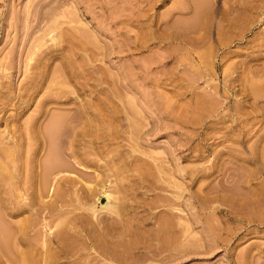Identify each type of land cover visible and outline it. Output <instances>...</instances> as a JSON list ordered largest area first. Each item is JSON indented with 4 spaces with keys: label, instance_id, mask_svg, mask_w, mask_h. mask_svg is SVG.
Returning a JSON list of instances; mask_svg holds the SVG:
<instances>
[{
    "label": "rangeland",
    "instance_id": "obj_1",
    "mask_svg": "<svg viewBox=\"0 0 264 264\" xmlns=\"http://www.w3.org/2000/svg\"><path fill=\"white\" fill-rule=\"evenodd\" d=\"M88 102L119 112L94 167L65 150ZM0 115V264H264V0H0ZM120 194L137 235L103 232ZM176 211L183 259L149 232Z\"/></svg>",
    "mask_w": 264,
    "mask_h": 264
},
{
    "label": "bare ground",
    "instance_id": "obj_2",
    "mask_svg": "<svg viewBox=\"0 0 264 264\" xmlns=\"http://www.w3.org/2000/svg\"><path fill=\"white\" fill-rule=\"evenodd\" d=\"M134 16V15H133ZM72 28V27H71ZM75 30V29H74ZM76 31H78V30H76ZM78 47V46H77ZM71 48V47H70ZM72 56V55H71ZM63 97V96H62ZM111 104V103H110ZM171 104V103H170ZM52 105V104H51ZM73 105V104H72ZM50 106V105H49ZM68 106V105H67ZM177 106V105H176ZM107 108H108V104L107 103H105V104H99V105H96L95 103H92V102H88V103H86L85 105H83L81 108H80V112L82 113V114H87V116H88V120H87V122H86V124L83 126V127H81L80 129H73V130H71V131H73L72 133H73V138L67 143V145H66V149L65 150H67V153H68V155H70V156H73L78 162H79V164L81 163L83 166L85 165L86 167H94V166H97L98 165V163L96 162V160H98L100 157H97V155L98 154H104L105 153V149H106V147L108 146V144H109V141H114V140H116V139H118V135H116V134H114V132H112L111 134H109V131H108V126H109V120H110V117H112L113 116V118L114 117H116V115L117 114H119V112L117 111L116 112V110H115V112H110V113H108V112H105V110H107ZM114 108H115V106H114ZM180 110V109H179ZM124 111V110H123ZM59 113H61V112H59ZM112 113V114H111ZM124 113V112H123ZM128 113V112H127ZM73 114V113H72ZM136 115V114H135ZM52 117H54V119H52V120H55L56 121V119H59V118H56L57 116H52ZM52 117H50V119L52 118ZM61 117V116H60ZM121 118V117H120ZM62 119H63V117H62ZM61 119V123L63 122V120ZM60 120V119H59ZM59 120H57V122L59 123ZM68 120V119H67ZM5 121H7V118L3 115H0V124L1 123H4ZM114 121V120H113ZM54 122V121H53ZM50 123H52L51 122V120H50ZM54 123H56V122H54ZM54 123H52V124H54ZM132 123V122H131ZM65 124H67V123H65ZM114 124H115V122H114ZM113 124V125H114ZM25 125V124H24ZM56 126H58L57 124H55ZM54 125V126H55ZM60 125V124H59ZM49 126V125H48ZM47 127V126H46ZM50 127V126H49ZM52 127H53V125H51V127L49 128L50 130L52 129ZM60 127V126H59ZM55 128V127H54ZM58 128V127H57ZM66 128V127H65ZM71 128V127H70ZM74 128V127H73ZM46 129H48V127L46 128ZM110 129V128H109ZM112 129V128H111ZM45 130V129H44ZM65 130V129H64ZM49 131V130H48ZM57 131H59V129L58 130H56V132ZM63 132V131H62ZM46 133H47V130H46ZM53 134V132H51L49 135H52ZM48 135V134H47ZM57 135H58V133H57ZM72 135V134H71ZM13 136V135H12ZM9 137V136H8ZM54 136H52V138H53ZM125 137V136H124ZM13 139H14V137H13ZM51 139V138H50ZM57 139V138H56ZM4 140L5 139H3V137L1 138L0 137V143L2 142V143H5L4 142ZM56 142V141H55ZM15 143V142H14ZM53 144V143H52ZM83 144H85L84 146H83ZM143 144V143H142ZM54 145V144H53ZM140 145V144H139ZM86 146H89V147H86ZM8 148V147H7ZM55 148V147H54ZM87 148H89V149H87ZM10 148H8V150H7V153L6 154H8L9 153V150ZM52 149V148H51ZM91 149V150H90ZM3 151V150H2ZM5 151H6V149H5ZM53 151H55V150H52V154H53ZM94 152L93 154H95L96 155V157H94V159H96V160H94L93 158H90V156L92 155V153H88V152ZM4 152V151H3ZM11 152V151H10ZM181 152H183V151H181ZM5 153V152H4ZM56 153V152H55ZM54 153V154H55ZM67 153H65V154H67ZM12 154V153H11ZM10 154V155H11ZM59 154V153H58ZM58 154H55L54 155V157L52 158L51 157V159L49 158L48 159V162L46 163V165H44V169H45V173L43 172V174H45L44 175V177H46L47 179H49L47 176H46V173L48 172V174L50 173H52V174H57V172H58V170H60V168H62V170H63V168H65L66 169V167L65 166H67L68 165V163H67V165H65V163L66 162H63V161H61V163L59 164V162H60V160L58 159V158H60L61 159V157H57V155ZM63 154V153H62ZM88 154H91L90 156H88ZM5 155V154H4ZM94 155V156H95ZM7 156V155H6ZM49 156V155H48ZM64 156V155H63ZM8 157V156H7ZM50 157V156H49ZM92 157V156H91ZM11 158H12V156H11ZM104 158V157H103ZM57 159H58V161H57ZM100 159H102V158H100ZM47 160V159H46ZM62 160V159H61ZM161 160V159H160ZM99 163H100V160L98 161ZM150 162H151V160H150ZM13 163V162H12ZM45 163V162H44ZM64 163V164H63ZM151 164L153 165V163L151 162ZM2 164H0V166H1ZM105 165V166H104ZM103 166H101V164H100V166L99 167H97L98 169L100 168V169H103L102 167H105V169H107L108 170V168H110V165H107L106 166V164H104ZM68 166H70V165H68ZM145 166V165H144ZM160 166V165H159ZM162 166H164V165H162ZM114 167V166H113ZM112 166H111V169L113 168ZM146 167V169H144L143 171H145V170H147V169H149V168H151L150 167V165L148 164V165H146L145 166ZM165 167V166H164ZM4 168V167H3ZM115 168V167H114ZM113 168V169H114ZM139 168V167H138ZM137 168V169H138ZM163 168V167H162ZM69 169V168H68ZM104 169V170H105ZM113 169H112V171H113ZM158 169V168H157ZM115 170V169H114ZM160 170V169H159ZM159 170H157V171H159ZM116 172H117V175H120L122 172H123V168L122 167H118V168H116V170H115ZM156 171V170H155ZM62 172V171H61ZM64 172V171H63ZM160 172V171H159ZM8 173V172H7ZM60 173V172H59ZM4 174H5V172H4ZM150 173H147V171L146 172H143L142 174H141V176H139V178H138V180H139V184H142V182H145V184L147 185V184H149V186L151 185V181H152V176L151 175H149ZM159 174V173H158ZM52 176V175H51ZM156 176V175H155ZM154 176V177H155ZM159 177V176H158ZM100 180H99V182H100V184L102 185V187L103 188H105L106 187V184H105V180L103 181V177H101V178H99ZM151 180V181H150ZM154 180V179H153ZM45 181V184L47 185V180L45 179L44 180ZM153 182V181H152ZM24 183H25V180H24ZM44 183V182H43ZM48 184H49V180H48ZM157 185V184H156ZM151 186H153V185H151ZM182 186V185H181ZM15 188V187H14ZM163 188V187H162ZM39 190V189H38ZM42 190V194H44V192H43V188L41 189ZM41 190H40V192H41ZM103 192H106L105 191V189L103 190ZM39 195H41V193L39 194ZM42 196V195H41ZM178 196V195H177ZM181 196H182V192L180 193L179 192V196L178 197H180L181 198ZM40 197V196H39ZM22 198V197H21ZM180 198H177L178 200L180 199ZM99 200H102L103 199V197L102 196H99V198H98ZM108 199H110V196H109V198ZM19 200V199H18ZM37 200V199H36ZM98 200V201H99ZM118 200H119V202H121V204L123 203H125V199H124V196H121V194H120V198L118 199L117 198V200H115V202H113V203H117L118 202ZM183 201V200H182ZM40 202H41V200H40ZM176 202V201H175ZM177 202H179L178 204H180V202L181 201H177ZM177 202H176V204H177ZM42 203H44V202H42ZM109 203V202H108ZM165 203H167V202H165ZM41 204V203H40ZM121 205V206H115L114 205V208L112 207V206H110V207H108V209L109 210H112L114 213H116L117 215L116 216H110V217H108V218H106V219H101V222L103 223V228H104V230H103V228H102V230H103V232L104 231H106L107 232V234L109 233H113L112 234V236L114 235V236H116V234L120 237V236H123V237H127V236H130V235H137L138 234V230L141 228L140 226L142 225V224H147L148 222H149V220L151 219V217L149 216V215H147V214H145V215H147V216H143V215H141L142 217H140V218H138V216L139 215H137V217L135 218V215L136 214H131L130 216L132 217H130V218H127V219H125V220H123L122 222H121V219L119 218L120 216H121V218L126 214L125 212L128 210V207L126 206V205ZM240 204H242V205H245V204H247V202H241ZM29 205H31V204H29ZM28 205V206H29ZM44 205H45V203H44ZM51 205V204H50ZM53 205V204H52ZM185 205V204H184ZM183 205V206H184ZM41 206H43V205H41ZM47 206H49V205H47ZM108 206H109V204H108ZM107 207V205H103L102 206V209H105ZM181 207V206H180ZM24 207H21V208H19L18 210H22ZM41 208V207H40ZM48 208H50V207H48ZM52 208H55L54 206L52 207ZM40 210V209H39ZM43 210V209H42ZM182 210V209H181ZM53 210L51 209V212H52ZM43 212V211H42ZM46 212L48 213V211L46 210ZM46 212H45V214H46ZM49 212H50V209H49ZM177 212V211H176ZM53 213V212H52ZM152 213V212H151ZM172 213V214H171ZM174 214V212H170V214L168 213V214H163L162 216L161 215H159V218H157L158 219V222H159V225L157 226V228H155L154 227V229L153 228H151V230H149V232L151 233V236H152V238H160L159 240H157L156 242H158V241H160V242H162V240H163V242H164V244H162L161 243V245L164 247V248H171L173 251H174V249L178 252V253H175V257H178V258H182V249L184 248L185 249V247H186V250H188L189 249V247L188 246H186L187 245V243H183V241H182V239H183V235L185 234L186 235V233L184 232V231H186V230H184L183 228H184V224L181 226L180 224H178L177 225V221L178 220H175L174 221V217H177L176 216V214H178V212L177 213H175V216L173 215ZM42 214H39V216H41ZM154 216H155V214H154ZM157 216V215H156ZM161 216V217H160ZM45 217V216H44ZM47 217V216H46ZM46 217L44 218V220H46ZM182 217V216H181ZM41 218V217H40ZM42 219V218H41ZM3 220V219H2ZM22 222H23V220H22ZM21 222V223H22ZM41 222V220L39 219V223ZM43 222V221H42ZM41 222V223H42ZM0 223H1V221H0ZM20 222H19V224H20V226H19V224H18V226H17V224H16V226H17V228H16V231H15V234H16V238H15V240H17L18 241V243L19 244H22V245H25V244H27V232H26V228L21 224ZM60 223H61V225H63L64 223H65V221L64 220H62V221H60ZM43 224L46 226V227H48L51 231H52V226L48 223V221L46 220L45 222H43ZM182 224V223H181ZM3 226V225H2ZM57 226V225H56ZM1 228V227H0ZM145 228V227H144ZM143 229V228H142ZM210 230H212V229H210ZM3 231V230H2ZM5 231V230H4ZM12 231V230H11ZM50 231V232H51ZM1 232V231H0ZM106 232H104V233H106ZM8 233H10V230H9V232ZM103 233V234H104ZM144 233H145V231H144ZM12 234V233H11ZM110 234V235H111ZM3 235V234H2ZM5 235V234H4ZM6 235H8V234H6ZM63 235H64V233H63ZM63 235L61 236V238L63 237ZM105 235V234H104ZM9 236H11V235H9ZM8 236V237H9ZM103 236V235H102ZM150 236V237H151ZM6 237V236H5ZM7 237V238H8ZM65 237V236H64ZM63 237V238H64ZM104 237V236H103ZM106 237V236H105ZM131 237V236H130ZM145 237V236H144ZM62 238V239H63ZM120 238H122V237H120ZM139 238H141V237H136L135 238V240H133V241H129L128 243L131 245V248H136L138 245H143L144 246V244L142 243L143 241L142 240H140V241H138L139 240ZM143 238V237H142ZM151 239V238H150ZM162 239V240H161ZM151 240H153V239H151ZM151 240H147L146 242H145V244H146V246H144V247H142V248H144V250L146 249V250H150V246L151 245H153V243H152V241ZM14 241V240H13ZM65 239H64V241L62 240V242H64L65 243ZM62 242H61V245H62ZM140 242V243H139ZM6 243V242H5ZM94 243H96L97 244V241L95 242L94 241ZM150 243H151V245H150ZM194 243V242H193ZM212 243V242H211ZM4 244V243H3ZM13 244V243H12ZM185 244V245H184ZM195 244V243H194ZM201 244V243H200ZM5 245V244H4ZM7 245V244H6ZM14 245V244H13ZM148 245V246H147ZM156 245V244H155ZM154 245V246H155ZM190 245V244H189ZM66 246H67V244H66ZM96 246H99V249H100V245H96ZM162 246L159 248V250L162 248ZM70 246H68V247H66L65 249H67V248H69ZM190 247H191V245H190ZM62 248H64L63 246H62ZM98 248V247H97ZM104 248V247H103ZM163 248V249H164ZM174 248V249H173ZM194 248V247H193ZM201 248V247H200ZM17 249V248H16ZM15 249V250H16ZM70 249V248H69ZM68 249V250H69ZM109 249V248H108ZM162 249V250H163ZM171 249H169V251H171ZM192 249V248H191ZM207 249H212L211 247L209 248V247H207ZM18 250V249H17ZM105 251V248L104 249H102V246H101V249H100V252L101 251ZM110 250V249H109ZM143 250V251H144ZM156 250H158V249H156ZM185 250V251H186ZM195 249H193L192 250V252L194 251ZM199 250V249H198ZM208 250V251H209ZM19 251V250H18ZM147 251V252H148ZM155 251V250H154ZM106 252V251H105ZM107 252H109L108 250H107ZM164 252V251H163ZM168 252V251H167ZM19 253V252H18ZM102 253V252H101ZM188 254L190 253V252H187ZM193 253H195V251L193 252ZM192 253V254H193ZM107 254L108 253H106V256H107ZM109 254L111 255V251L109 252ZM161 254V253H160ZM173 254V253H172ZM191 254V253H190ZM19 256H20V254H18ZM104 255V254H103ZM109 255V256H110ZM115 255H117L116 254V252H115V254L113 255V256H115ZM145 255H147V254H145ZM178 255V256H177ZM187 255V254H186ZM21 259H25V263H23V264H32L33 263V256H32V254H31V252H30V247H29V245H27V248H25L23 251H21ZM112 256V255H111ZM185 256V255H184ZM117 257H118V255H117ZM116 257V258H117ZM122 257V256H121ZM172 257V256H171ZM115 257H113V259H114ZM156 258V257H155ZM54 258H53V256H49V258H48V263H50V262H52V261H54L53 260ZM119 259V258H118ZM124 259V258H123ZM159 259H160V257H159ZM171 259H173V258H171ZM176 259V258H175ZM183 259V258H182ZM178 260H181V259H178ZM21 261V260H20ZM118 261V260H117ZM119 261H121L122 262V259L120 258L119 259ZM131 261V260H130ZM161 261V260H160ZM169 261H170V259H169ZM174 261V260H173ZM22 262V261H21ZM135 262V261H134ZM133 262V263H134ZM123 263V262H122ZM124 263H126L125 261H124ZM128 263V262H127ZM138 263V262H137ZM22 264V263H21ZM131 264H132V261H131ZM135 264H136V262H135Z\"/></svg>",
    "mask_w": 264,
    "mask_h": 264
}]
</instances>
